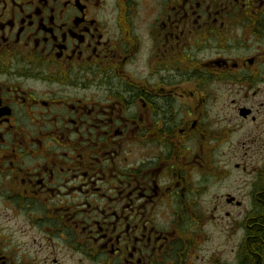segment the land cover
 Segmentation results:
<instances>
[{
	"label": "flooded vegetation",
	"instance_id": "1",
	"mask_svg": "<svg viewBox=\"0 0 264 264\" xmlns=\"http://www.w3.org/2000/svg\"><path fill=\"white\" fill-rule=\"evenodd\" d=\"M230 79H264V0H0V264H196L182 230ZM259 149L251 190L223 196L253 208L229 264L263 263L243 248L264 227Z\"/></svg>",
	"mask_w": 264,
	"mask_h": 264
},
{
	"label": "rangeland",
	"instance_id": "2",
	"mask_svg": "<svg viewBox=\"0 0 264 264\" xmlns=\"http://www.w3.org/2000/svg\"><path fill=\"white\" fill-rule=\"evenodd\" d=\"M234 34L237 37L229 40V45L235 44L240 32ZM246 82L249 84V81ZM253 82L255 84L250 83L252 85L218 84L206 106V147L212 151V166L218 171H213L214 176L208 180L205 188L203 185L198 186L197 181L198 201L197 206L192 208L193 222L186 221L182 230L183 241L186 244L192 242L197 248L196 264H213L208 262L209 258L227 264L234 262V250L242 234L249 229L246 225L252 224L253 208L246 198L242 206H228L223 196L226 193L240 196L241 179L245 182L244 192L251 190L248 185L253 180V163L258 162L259 153L256 152H260V147L264 149V141L261 142L264 139V79ZM260 103H263L262 111L256 120L238 116L237 105L256 108ZM237 159L240 164L246 163L247 166L245 170L240 168L239 171L233 168L235 171L232 172L225 164L227 160L232 163ZM226 212L229 214L226 215ZM243 218L245 230L237 229L243 223ZM195 221L197 224H194ZM15 224L16 227L20 226L22 220ZM190 225L192 228H187ZM24 241L28 240L20 238V242ZM28 246L29 242L26 243ZM23 252L31 254L28 248Z\"/></svg>",
	"mask_w": 264,
	"mask_h": 264
},
{
	"label": "trees",
	"instance_id": "3",
	"mask_svg": "<svg viewBox=\"0 0 264 264\" xmlns=\"http://www.w3.org/2000/svg\"><path fill=\"white\" fill-rule=\"evenodd\" d=\"M261 222L264 226V218ZM243 248H252V249L254 248V249L259 250L261 253H263L264 252V227L261 229L258 237H256L254 240L252 238L246 241V243L243 245Z\"/></svg>",
	"mask_w": 264,
	"mask_h": 264
},
{
	"label": "water",
	"instance_id": "4",
	"mask_svg": "<svg viewBox=\"0 0 264 264\" xmlns=\"http://www.w3.org/2000/svg\"><path fill=\"white\" fill-rule=\"evenodd\" d=\"M248 112H249L248 110L242 109L241 114L245 116Z\"/></svg>",
	"mask_w": 264,
	"mask_h": 264
}]
</instances>
